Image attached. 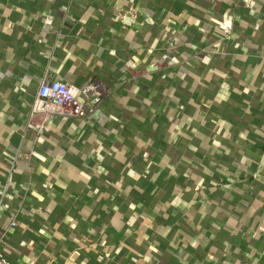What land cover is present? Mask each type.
Listing matches in <instances>:
<instances>
[{"label": "crops", "instance_id": "crops-1", "mask_svg": "<svg viewBox=\"0 0 264 264\" xmlns=\"http://www.w3.org/2000/svg\"><path fill=\"white\" fill-rule=\"evenodd\" d=\"M44 78L101 101L29 119ZM0 248L264 264V0H0Z\"/></svg>", "mask_w": 264, "mask_h": 264}, {"label": "built area", "instance_id": "built-area-1", "mask_svg": "<svg viewBox=\"0 0 264 264\" xmlns=\"http://www.w3.org/2000/svg\"><path fill=\"white\" fill-rule=\"evenodd\" d=\"M246 4L247 0H243ZM230 21L222 19L218 23L219 28L227 33ZM103 89L98 84H86L77 94L65 83L44 78L41 79L34 98L29 105L28 118L36 115L42 120H47L53 115H71L84 118L89 116L97 108L101 101ZM16 221L11 219L10 226H15ZM0 264H12L3 254L0 248ZM21 264V263H15ZM25 264H34L28 261Z\"/></svg>", "mask_w": 264, "mask_h": 264}]
</instances>
